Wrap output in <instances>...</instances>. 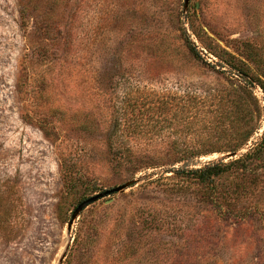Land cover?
I'll return each mask as SVG.
<instances>
[{
	"label": "rangeland",
	"instance_id": "obj_1",
	"mask_svg": "<svg viewBox=\"0 0 264 264\" xmlns=\"http://www.w3.org/2000/svg\"><path fill=\"white\" fill-rule=\"evenodd\" d=\"M183 1L0 0V264H59L63 253L60 264H264V224L220 222L140 190L145 181L88 206L67 229L78 202L162 172L132 175L105 157L132 114L157 132L124 145L184 143L175 122L146 111L148 93L179 97L182 86L233 76L219 58L248 45L264 69V0H188L186 11ZM24 4L37 13L25 27Z\"/></svg>",
	"mask_w": 264,
	"mask_h": 264
},
{
	"label": "trees",
	"instance_id": "obj_2",
	"mask_svg": "<svg viewBox=\"0 0 264 264\" xmlns=\"http://www.w3.org/2000/svg\"><path fill=\"white\" fill-rule=\"evenodd\" d=\"M33 14L37 15L32 7L22 6L20 20L24 27L34 18ZM184 42L189 55L200 60L196 47L187 39ZM223 52L225 57L219 60L234 71L233 76L182 86L179 97L169 91H152L145 96L149 98L146 111L152 110L150 116L175 122L181 136L178 138L184 143L172 142L154 148L124 145L126 138L139 139L157 132L154 131L157 122L144 132L142 128L148 126L146 118L134 113L128 118L130 131L124 133L116 128L111 133L113 139L110 134L105 141L104 153L114 167L132 175L163 168L161 173L141 177L140 182H145L140 190L193 205L191 209L197 208L226 224L258 222L263 225L264 129L261 135L256 134L261 128L264 103L262 106L253 89L254 86L259 88L264 102V69L252 46L248 45L244 53L237 55ZM121 119L117 116L115 123ZM256 138L253 145L236 158L225 161L219 157L197 168L188 165L201 157L237 152ZM68 185L73 189L76 184L69 180ZM161 222L162 219L156 221L157 227ZM85 233V229L80 228L74 241L81 243Z\"/></svg>",
	"mask_w": 264,
	"mask_h": 264
},
{
	"label": "water",
	"instance_id": "obj_3",
	"mask_svg": "<svg viewBox=\"0 0 264 264\" xmlns=\"http://www.w3.org/2000/svg\"><path fill=\"white\" fill-rule=\"evenodd\" d=\"M187 5H188V0H184L183 1V10L186 11L187 9ZM198 7V5L196 4V8ZM263 130L261 131L260 135L262 134ZM257 140L254 139L253 141H250L247 143V145L245 147H243L242 149H240L239 151L237 152H234V153H231V154H226V155H222L220 158H222L223 160L227 161L229 159H233V158H236L238 156H240L241 154L245 153L252 145L253 143ZM141 180V177L138 178V179H131L129 181H126L125 183L121 184V185H118L116 187H113L111 189H108V190H105L101 193H98V194H95L91 197H88L84 200H82L81 202H79L75 208L73 209L71 215H70V218H69V221L67 223V229L69 230L71 225L73 224V222L78 218V216L80 215V213L86 209L88 206L94 204L95 202H97L98 200L100 199H103V198H109L105 201V204H110L112 202V199H111V196L112 195H115V194H119V193H122L124 192L126 189L128 188H131L133 187L134 185H136L137 183H139ZM68 247H66L65 250H67ZM65 256V253H63L61 256H60V259L58 261V263L60 264L63 260Z\"/></svg>",
	"mask_w": 264,
	"mask_h": 264
}]
</instances>
